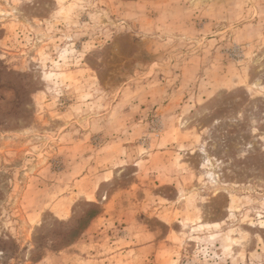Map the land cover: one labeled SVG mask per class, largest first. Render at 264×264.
<instances>
[{
  "label": "rangeland",
  "instance_id": "1",
  "mask_svg": "<svg viewBox=\"0 0 264 264\" xmlns=\"http://www.w3.org/2000/svg\"><path fill=\"white\" fill-rule=\"evenodd\" d=\"M0 264H264V0H0Z\"/></svg>",
  "mask_w": 264,
  "mask_h": 264
}]
</instances>
